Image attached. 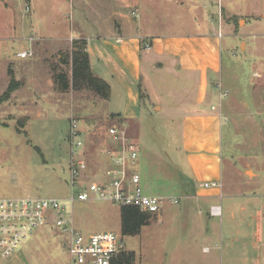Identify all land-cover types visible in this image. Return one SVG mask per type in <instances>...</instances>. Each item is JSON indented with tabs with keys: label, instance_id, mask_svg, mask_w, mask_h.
I'll use <instances>...</instances> for the list:
<instances>
[{
	"label": "rangeland",
	"instance_id": "obj_1",
	"mask_svg": "<svg viewBox=\"0 0 264 264\" xmlns=\"http://www.w3.org/2000/svg\"><path fill=\"white\" fill-rule=\"evenodd\" d=\"M215 1L217 8L213 9L203 8L206 0H141L138 8L157 33L168 29L179 34L204 32V24L194 22L196 18L215 23L213 27L223 39L221 76L214 83L222 88L219 110L224 120V179L230 191L232 179L247 183L260 176L264 181V0ZM113 2L30 0L32 10L25 12L26 0H0V40L7 41L10 52L20 46L40 51L39 59L34 60L35 78L40 83L26 84L14 102L9 103L10 99L0 105V199L30 196L68 203L77 197L79 189L71 185L69 171L72 119L79 121L86 142L84 158L89 168L83 180L102 177L109 166L105 155L112 147L109 129L118 126L110 114L120 109L119 101L111 104L92 90L77 89L74 83L62 91L65 83H48L47 71L51 68L73 78V47L82 43L87 52V41L73 36L68 40L71 26H77V21L85 25L87 17L101 25L104 15L111 19ZM132 13V9L125 11ZM13 25L18 30L24 28L15 42L8 39ZM31 38L34 42L30 44ZM43 38L55 40L46 42ZM8 61L0 58V96L14 76L15 68ZM16 70L24 78L30 74L19 65ZM54 84L60 93L52 88ZM176 84L171 83L168 91ZM174 97L164 96L166 102ZM148 109L151 103L147 98L138 124H130L127 131L140 148L133 170L140 175L146 194L178 198L182 195L178 188H183L178 167L186 170L179 148L182 122L164 113H149ZM178 199V204L166 202L162 212L152 215L148 225L132 236L123 235L122 209L117 206L93 201L85 208L77 203L68 208L76 228L84 234L115 232L125 236L126 252L133 253L129 264H216L215 258L221 264L225 256L227 262V255L215 247V240L221 246L220 229L227 228L226 217L223 224L220 218L208 222L185 208L186 199ZM66 244V238L57 231L41 228L12 256L0 254V264H71ZM205 246L213 247L212 253L205 254Z\"/></svg>",
	"mask_w": 264,
	"mask_h": 264
},
{
	"label": "crops",
	"instance_id": "obj_2",
	"mask_svg": "<svg viewBox=\"0 0 264 264\" xmlns=\"http://www.w3.org/2000/svg\"><path fill=\"white\" fill-rule=\"evenodd\" d=\"M140 1L114 0L111 19L104 15L99 26L88 17L85 25L77 21V26H71L68 40L73 36L87 41L93 74L111 88L107 102L119 101L120 109L110 114L118 121V126L114 128L127 132L130 124H138L147 98L151 103L149 113H164L172 120H181L179 148L184 154L186 170L178 167L183 177V188H178L182 190V195L178 198L186 199L188 205L185 208L207 218L208 222L220 218L223 224L226 217L227 228L220 229L221 246L215 240V247L221 248L228 258L227 262L226 256L224 260L222 258L221 264H264V181L260 176L247 183L232 179L230 191L225 185L224 120L219 110L221 84L214 83L221 76L223 39L213 27L215 23L207 16L204 21L198 18L194 21L204 24V32L179 34L168 29L169 32L157 33L153 24H149L151 20L140 14ZM206 1L203 8H217V1ZM129 9L137 11L140 18L134 17L133 13L132 16L125 14ZM13 26V34L8 39L15 42L20 40L24 28L18 30L16 25ZM3 39L0 40V58L9 60L10 67L15 68H11L14 77L20 83L19 89L12 94L11 103L26 84L40 83L34 74V60L39 59L40 51L35 48L32 58L22 59L18 54L26 49L20 46L17 51L10 52L7 41ZM54 40L44 39L46 42ZM45 47L47 43L42 49ZM58 50L59 47L54 53ZM17 65L29 69L30 74L26 78L20 76ZM47 73L48 83L51 84L58 83L60 73L65 75L61 71L54 73L51 68ZM65 77L68 83H73L72 77ZM171 83H178V86L173 85L174 90L168 91ZM165 94L177 97L170 99V103L165 101ZM178 108L184 110L176 112ZM212 182H219L222 187H204L205 183ZM213 206L221 207V217L210 214ZM79 207L85 208V205L80 203ZM206 248L210 249L208 253H212L213 247L205 246V254ZM214 261L217 264L216 258Z\"/></svg>",
	"mask_w": 264,
	"mask_h": 264
},
{
	"label": "built area",
	"instance_id": "obj_3",
	"mask_svg": "<svg viewBox=\"0 0 264 264\" xmlns=\"http://www.w3.org/2000/svg\"><path fill=\"white\" fill-rule=\"evenodd\" d=\"M25 12H31L30 0H26ZM133 16L138 18V12ZM222 36V34H220ZM30 44L34 39H29ZM146 48H150L147 45ZM22 59L32 58V48L18 54ZM70 182L78 187L76 198L68 203L55 198L22 197L0 199V254L12 256L24 242L41 228H49L63 235L71 264H117L121 254L127 251L125 236L115 232L84 234L74 222L69 210L74 204L103 201L119 208L133 207L151 215H159L166 202L178 204V198L148 195L141 185V177L133 167L139 158L138 146L127 135L125 129L110 128L112 147L105 151L109 166L102 177L83 180L88 171L84 158L86 142L82 136L79 121L70 124ZM205 188L222 187L219 182L205 183ZM210 214L221 217L220 206H213ZM205 251L210 252L209 248Z\"/></svg>",
	"mask_w": 264,
	"mask_h": 264
},
{
	"label": "trees",
	"instance_id": "obj_4",
	"mask_svg": "<svg viewBox=\"0 0 264 264\" xmlns=\"http://www.w3.org/2000/svg\"><path fill=\"white\" fill-rule=\"evenodd\" d=\"M82 43H75L72 52L73 61V83L77 89L87 88L95 92L104 101L110 100L111 88L102 79L96 77L91 69L90 56L88 52L83 51ZM83 45V44H82ZM58 83H65L62 86V91L68 90L69 84L65 75L57 76ZM20 83L12 75L10 85L6 92L0 96V105L8 102L12 98V94L18 90ZM122 215V232L123 235H137L144 226L148 225V220L151 214L141 212L137 208L123 207L121 208ZM133 253L124 252L117 260V264H129Z\"/></svg>",
	"mask_w": 264,
	"mask_h": 264
}]
</instances>
